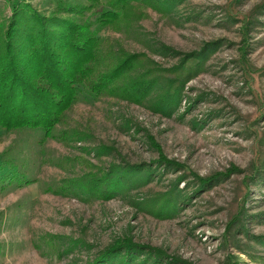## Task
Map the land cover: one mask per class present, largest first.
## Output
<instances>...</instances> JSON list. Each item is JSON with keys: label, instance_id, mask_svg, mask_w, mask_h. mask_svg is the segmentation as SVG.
<instances>
[{"label": "rangeland", "instance_id": "1", "mask_svg": "<svg viewBox=\"0 0 264 264\" xmlns=\"http://www.w3.org/2000/svg\"><path fill=\"white\" fill-rule=\"evenodd\" d=\"M26 1L149 88L78 90L56 138L0 131V264H264V0H130L102 26L108 0Z\"/></svg>", "mask_w": 264, "mask_h": 264}, {"label": "trees", "instance_id": "2", "mask_svg": "<svg viewBox=\"0 0 264 264\" xmlns=\"http://www.w3.org/2000/svg\"><path fill=\"white\" fill-rule=\"evenodd\" d=\"M129 2L108 0L98 25L114 22ZM6 5L7 22L0 23V131L38 130L40 137L56 138L53 129L78 99V90L98 97L122 86L135 96L149 88L148 83L115 82L130 68L131 57L103 49L89 23L77 22L70 7L46 16L26 0ZM8 151L1 157L11 168Z\"/></svg>", "mask_w": 264, "mask_h": 264}]
</instances>
